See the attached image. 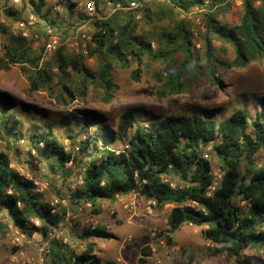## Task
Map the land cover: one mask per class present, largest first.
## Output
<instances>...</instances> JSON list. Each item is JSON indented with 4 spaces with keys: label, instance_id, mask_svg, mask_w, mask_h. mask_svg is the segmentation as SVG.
<instances>
[{
    "label": "trees",
    "instance_id": "16d2710c",
    "mask_svg": "<svg viewBox=\"0 0 264 264\" xmlns=\"http://www.w3.org/2000/svg\"><path fill=\"white\" fill-rule=\"evenodd\" d=\"M46 1H30V12L37 18L32 29L36 32L51 29L65 39L78 24L71 20L62 26L49 17V10L44 9ZM108 1L120 2L122 6L128 2L95 0L96 9L100 12L99 7ZM152 3L158 4L155 0ZM73 4L71 0H65L69 8ZM147 4L144 10H148ZM164 4L184 13L202 9L204 50L201 64L198 63L201 57L192 51L194 45L188 19L180 18L172 27L161 31L156 38L158 47L153 50L151 38L137 31L140 19H137L139 10L136 8L113 10L110 15L92 19L90 39L94 45L87 44L86 53L68 51L65 45H60L50 59L41 61L42 47L40 51L34 50L29 38L21 32L10 34L2 45L0 70H7L11 65L20 66L32 91L44 90L57 102L67 105L76 97L85 96L88 85L94 83L101 86L103 100L110 101L117 88L112 72L114 63L129 66L134 61L140 64L145 56L169 61L175 52H180L181 59L173 64L160 94L164 97L185 91L194 72L206 75L210 84L223 90V71L245 67L264 58V0H243L239 22L229 26L217 19V12L230 6L228 0H166ZM2 11L14 21L23 19L19 11L11 7L5 6ZM163 14L154 12L158 20ZM142 17L147 23L152 22L148 14ZM0 31L7 32L5 25L0 24ZM214 39L232 46L234 56L231 60L215 54ZM90 57L96 59L94 68L86 64ZM131 77L139 79L138 68L132 70ZM184 77L186 82L183 83ZM16 103L25 106L27 113L37 111L30 104L18 102L8 91L0 90V214L3 213L28 237L33 232L45 237L51 228L65 220L68 208L78 209L88 204L92 212L98 213L100 200H116L136 190L143 198L153 200L158 209L171 205L163 229L169 241L175 231L190 222L201 227L206 241L216 245L208 250L209 255L225 253L236 264H264V257L256 262L244 253L246 249H264V167L258 166L255 158L264 153V95L250 96L246 105L234 109L221 122L210 114L179 113L140 124L135 111L128 108L119 116L118 135L123 137L129 130L133 131L123 148L118 150L112 132L103 134L98 124L99 112L81 110L82 116L70 113L64 122L75 121L80 124V129L76 136L68 134V137L74 139L87 130L88 134L78 145V153L87 158L82 182L71 190L67 206L51 205L35 190L33 180L11 164L9 154H17L24 141L21 119L13 108ZM251 109L254 116L250 114ZM248 127L250 133L246 131ZM27 138L33 155L43 160L51 175L65 181L72 170L65 167V163L75 164L77 157L56 142L50 129H35ZM209 144L223 167V174L212 193L206 195L212 180V161L203 158L202 151ZM163 177L168 181H162ZM172 181L176 183L175 187L171 186ZM56 194H61L59 188ZM189 201H195L200 209L187 206ZM241 201L243 206L239 205ZM31 220H37L38 225L32 224ZM80 237L105 240L112 234L101 226L94 229L86 226L81 229ZM49 244L52 264H102L93 253L98 248L95 242L89 241L85 249L73 253L72 257L59 249L56 240H50ZM148 251L147 245L140 249L137 264H143L142 255Z\"/></svg>",
    "mask_w": 264,
    "mask_h": 264
},
{
    "label": "rangeland",
    "instance_id": "374dc122",
    "mask_svg": "<svg viewBox=\"0 0 264 264\" xmlns=\"http://www.w3.org/2000/svg\"><path fill=\"white\" fill-rule=\"evenodd\" d=\"M37 0H25L19 3H14L13 0H0V24L5 25L7 32L0 31V56L3 53V43L8 40L10 34L22 33V29L18 26V21L7 18L2 8L5 6L11 7L19 11L22 18L31 14V2ZM74 4L69 8L65 5V0H47L44 9L49 10V17L56 19L62 26L67 25V21L73 20L74 24H78L74 30L65 39H62L60 34L53 32L58 39V46L65 45L68 51L82 50L81 44L83 40L80 35L85 34L90 36L92 31L91 20L103 15H110L113 11L111 7L100 6L99 12L96 15L88 17L82 7L83 0H71ZM89 0L85 1L88 2ZM153 0L143 2V6L137 8V19H140V24L137 29L140 33H146L151 38V48L153 50L158 47L157 37L160 32L172 27L173 23L180 18H186L190 22V30L193 37L192 48L193 53L201 57L198 62L203 61V22L200 16L202 9H194L188 13L180 12L176 9L171 10L166 4V0L157 1V5L152 3ZM228 8L220 9L217 12V19L226 25H233L239 22L243 13L241 4H235L232 1ZM145 3L148 10H144ZM255 4H258L257 2ZM127 10V9H124ZM162 12L163 18L158 20L154 12ZM144 14H148L152 18L151 23L144 21ZM80 16H84L81 18ZM148 20V19H146ZM43 28H40L42 31ZM31 31V28L28 29ZM41 37H45V32H38ZM29 38L32 48L40 51L42 42L39 39ZM215 54L224 60H231L234 56L232 46L219 39L213 40ZM56 51V50H55ZM54 51V52H55ZM54 52L48 57L42 58L41 61L50 59ZM42 55V50L40 51ZM181 59V53L175 52L174 57L169 61L145 56L142 62L131 61L129 66H122L119 63H114L112 72L114 82L117 86L110 101L103 100V90L98 83L89 84L85 96L76 97L69 104H61L51 97L44 90L32 91L30 85L24 75L21 67L11 65L7 70H0V90H5L14 95L18 102L30 104L37 111L27 113L26 107L20 103H16L13 108L16 110V115L21 119V132L24 135V141L18 147V153H10L11 164L25 177L33 180L38 189L41 190L43 198L53 206H67V196L71 190L78 185V177L82 175L87 158L78 153L75 145H79L80 140L87 137L88 130L82 135L71 139L68 134L77 135L80 129V124L77 122H64L65 116L70 113H75L77 116H82L81 110H95L101 114L98 124L102 128V132L110 131L115 138L116 149H121L125 145L132 129L128 134L119 137L117 123L120 114L131 108L135 111L136 120L138 123L147 121H160L164 117L176 115L179 113H199L204 116L212 115L217 122H221L228 117L231 112L237 107L246 105V100L255 94L264 95V58L259 61L250 62L245 67L231 68L222 73V83L225 89L220 90L216 86L210 84L208 78L204 74L194 72L192 81L187 89L177 94L160 97L163 93V86L168 79V73L172 69L173 64ZM86 64L94 68L96 59L90 57L86 60ZM135 68L139 69V79L134 80L131 77V72ZM75 78V77H74ZM76 80V78H75ZM182 82H186V77ZM254 112L251 109V113ZM44 131L50 129L56 142L64 148V150L74 154L78 161L74 163H65V167L71 168V174L64 181L59 176H54L49 173L43 160L33 155L34 151L30 148L27 141V136L33 130ZM250 133L251 129L246 130ZM42 146V144H40ZM0 150L2 144L0 142ZM30 152V154H29ZM258 161V166L264 167V153L255 157ZM212 161L211 167L220 168L223 170L221 163L212 152L210 155ZM172 183H175L172 181ZM61 192L56 194L57 189ZM131 195V196H130ZM133 197L138 201L140 207L147 204V200L139 194L133 195L132 192L119 196L116 200H100V212H92L88 206L79 207L78 209L68 208L65 220L57 233L59 249L62 250L67 257H72L73 253H79L86 248L89 241L95 242L98 248L94 249V255L100 260V263L106 264L113 262L115 264H137V258L140 256V249L147 245V229L156 227L163 230L166 227V215L171 207L170 204L164 205L161 209L153 206L151 214H140L129 217V212L124 208L125 202ZM65 199V202L62 200ZM55 200L57 202H55ZM243 206V201L239 202ZM1 219L8 218L1 213ZM159 219V222H154L153 219ZM96 220V227H104L112 234L111 238L102 239H82L80 237L81 229L88 227L89 224ZM9 221V220H8ZM161 221V222H160ZM38 222V221H37ZM33 224V223H32ZM38 225V223H37ZM48 234V233H47ZM25 241H30L32 244L24 242L21 247L13 245L3 236L2 229L0 230V264H20V261L29 257L37 258L39 256L38 248L43 246L47 241V235L43 237L38 232L31 236L25 234ZM170 244L179 248L176 254L171 255L165 261V264H236L232 257L225 253L209 255L208 250L216 245H210L201 234V227L184 223L174 234L171 235ZM49 241L46 244L48 251L41 254L43 257L42 264H52L51 255L49 252ZM22 251L21 256L18 252ZM245 254L251 255L256 262L264 257V249L250 250L246 249Z\"/></svg>",
    "mask_w": 264,
    "mask_h": 264
},
{
    "label": "built area",
    "instance_id": "2783aa9c",
    "mask_svg": "<svg viewBox=\"0 0 264 264\" xmlns=\"http://www.w3.org/2000/svg\"><path fill=\"white\" fill-rule=\"evenodd\" d=\"M25 0H13L14 3H19ZM161 1V0H157ZM232 1L235 4H241L243 0H228ZM144 0H128L126 6H122L120 2H117L116 4H113L111 1H108L106 3V6L111 7L112 10H124V9H136L143 6ZM83 10L85 12V15L88 17H92L96 15L97 9L95 5V0H89L88 2L82 3ZM37 21V18L33 14H28L25 18L18 21V26L22 29V36L25 37H31L33 39H39L42 42V58L48 57L52 52H54L57 49L58 46V39L53 34L51 29H47L45 31V37H41L40 34L36 31H34L32 28L35 26ZM31 28V31L28 30ZM80 35L81 39L83 40V44H81L82 52L86 53V46L87 44L94 45V43L91 42L90 36L85 34H77ZM75 149H78V145H75ZM213 152L211 144L205 146L202 151L203 158L210 159V155ZM70 163V162H67ZM210 173L212 176L211 183L207 187L206 195H210L212 191L216 188V186L219 184L223 170L220 168H214L211 167ZM162 181H168V178L163 177ZM82 182V177L79 175L78 177V184ZM172 187L176 186V183H170ZM35 185V184H34ZM177 186L182 187V184H178ZM35 190L37 192H41L38 187L35 186ZM133 195L138 194L136 190L131 191ZM70 194L67 196L66 199H69ZM131 196V195H130ZM129 196V197H130ZM147 204L143 207H140L138 201H136L133 197H130L124 204V208L129 212V217L131 219L132 216L137 215H144V214H151L153 212V206L155 205V202L151 199H146ZM65 202V199L62 200ZM55 202H57L55 200ZM19 206L20 204L17 203ZM187 206H190L192 208H195L197 210L200 209L198 204L195 201H189L186 203ZM88 206V204H86ZM69 213V212H68ZM31 222L34 225H37V220H31ZM96 220H93L89 224L90 229L96 228ZM192 225L190 222L187 223ZM62 226V222L57 226L53 227L48 231L47 234V241L43 244V246H40L38 248L39 250V256L37 258L29 257L26 259H23L20 261V264H42L43 257L41 254H44L48 251L46 248V244L50 240H54L57 238V233L59 232L60 228ZM0 227L3 232V236L9 240L13 245L21 247L25 241V233L21 231L17 226H15L12 222L1 219L0 218ZM264 228V227H263ZM36 233L33 232L32 235ZM147 246L149 247V251L142 255L143 258V264H165L166 259L169 258L171 255L176 254L179 251V248L175 245H172L169 243V237L167 233H165L163 230H160L156 227H149L147 229ZM28 244H32L30 241L27 242ZM208 243L212 246L213 244L208 241ZM21 256L23 255L22 251L18 252Z\"/></svg>",
    "mask_w": 264,
    "mask_h": 264
},
{
    "label": "crops",
    "instance_id": "0c3cea01",
    "mask_svg": "<svg viewBox=\"0 0 264 264\" xmlns=\"http://www.w3.org/2000/svg\"><path fill=\"white\" fill-rule=\"evenodd\" d=\"M153 221L158 223V222H159V219L154 218ZM160 222H161V221H160ZM142 247H143V246H142ZM142 247H141V248H142Z\"/></svg>",
    "mask_w": 264,
    "mask_h": 264
}]
</instances>
